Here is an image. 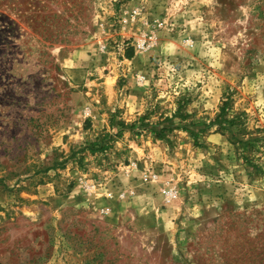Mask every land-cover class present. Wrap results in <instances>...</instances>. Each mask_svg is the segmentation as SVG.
I'll use <instances>...</instances> for the list:
<instances>
[{
  "label": "rangeland",
  "instance_id": "374dc122",
  "mask_svg": "<svg viewBox=\"0 0 264 264\" xmlns=\"http://www.w3.org/2000/svg\"><path fill=\"white\" fill-rule=\"evenodd\" d=\"M0 264H264V0H0Z\"/></svg>",
  "mask_w": 264,
  "mask_h": 264
},
{
  "label": "trees",
  "instance_id": "16d2710c",
  "mask_svg": "<svg viewBox=\"0 0 264 264\" xmlns=\"http://www.w3.org/2000/svg\"><path fill=\"white\" fill-rule=\"evenodd\" d=\"M226 106H227V101L222 103L221 108H220V113H219L220 115H223L225 113ZM96 146H98V145H96ZM96 148H97L96 149L97 151H104L108 148V146L107 145H99ZM92 150H93V152H95V149H92Z\"/></svg>",
  "mask_w": 264,
  "mask_h": 264
},
{
  "label": "built area",
  "instance_id": "2783aa9c",
  "mask_svg": "<svg viewBox=\"0 0 264 264\" xmlns=\"http://www.w3.org/2000/svg\"><path fill=\"white\" fill-rule=\"evenodd\" d=\"M136 45H137L138 48H146V47H148L149 46V38L148 37L140 38Z\"/></svg>",
  "mask_w": 264,
  "mask_h": 264
}]
</instances>
